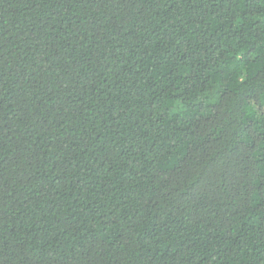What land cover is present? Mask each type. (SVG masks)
Masks as SVG:
<instances>
[{
	"label": "trees",
	"instance_id": "obj_1",
	"mask_svg": "<svg viewBox=\"0 0 264 264\" xmlns=\"http://www.w3.org/2000/svg\"><path fill=\"white\" fill-rule=\"evenodd\" d=\"M0 264H264V0H0Z\"/></svg>",
	"mask_w": 264,
	"mask_h": 264
}]
</instances>
